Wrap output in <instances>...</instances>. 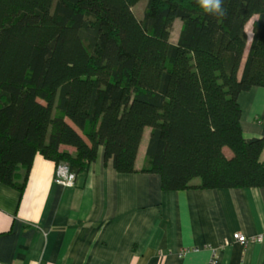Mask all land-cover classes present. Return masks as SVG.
I'll list each match as a JSON object with an SVG mask.
<instances>
[{"label":"trees","instance_id":"16d2710c","mask_svg":"<svg viewBox=\"0 0 264 264\" xmlns=\"http://www.w3.org/2000/svg\"><path fill=\"white\" fill-rule=\"evenodd\" d=\"M140 1L0 0L1 183L23 191L37 154L76 177L103 146L163 190L264 187V135L244 137L238 101L264 87V0H223L222 17L147 0L139 19Z\"/></svg>","mask_w":264,"mask_h":264},{"label":"crops","instance_id":"0c3cea01","mask_svg":"<svg viewBox=\"0 0 264 264\" xmlns=\"http://www.w3.org/2000/svg\"><path fill=\"white\" fill-rule=\"evenodd\" d=\"M238 101L244 137H262L264 87ZM57 170L37 154L23 191L0 182V264H264V241L233 239L264 230V187L163 190L158 173L118 172L103 146L73 185Z\"/></svg>","mask_w":264,"mask_h":264},{"label":"built area","instance_id":"2783aa9c","mask_svg":"<svg viewBox=\"0 0 264 264\" xmlns=\"http://www.w3.org/2000/svg\"><path fill=\"white\" fill-rule=\"evenodd\" d=\"M74 175L68 172L65 166H60L57 170L56 181L64 185L74 184ZM233 239L241 244H247L248 242H263L264 241V230L252 237H247L245 234L236 232L233 234Z\"/></svg>","mask_w":264,"mask_h":264},{"label":"rangeland","instance_id":"374dc122","mask_svg":"<svg viewBox=\"0 0 264 264\" xmlns=\"http://www.w3.org/2000/svg\"><path fill=\"white\" fill-rule=\"evenodd\" d=\"M147 4V0H141L138 4H136L134 6V12L136 14V16L141 19L144 15V12H145V6ZM181 24V20H176L175 21V27H174V30H173V34H172V41H175L176 38H177V35H178V30H179V25ZM251 25H252V21L249 22L248 26H247V31H248V34H249V38H251L252 36V31H251ZM149 131H150V128L147 127L146 128V131H145V135H144V139L142 141V147H141V151L139 153V158L141 159L144 154H145V144L147 145V138H148V135H149ZM226 153L228 155H231V152L228 148L225 149Z\"/></svg>","mask_w":264,"mask_h":264},{"label":"clouds","instance_id":"9594fccd","mask_svg":"<svg viewBox=\"0 0 264 264\" xmlns=\"http://www.w3.org/2000/svg\"><path fill=\"white\" fill-rule=\"evenodd\" d=\"M200 8L207 14L217 17L225 15L223 0H197Z\"/></svg>","mask_w":264,"mask_h":264}]
</instances>
